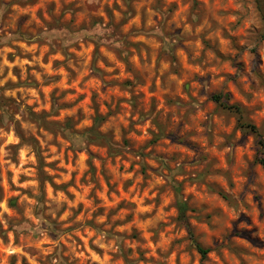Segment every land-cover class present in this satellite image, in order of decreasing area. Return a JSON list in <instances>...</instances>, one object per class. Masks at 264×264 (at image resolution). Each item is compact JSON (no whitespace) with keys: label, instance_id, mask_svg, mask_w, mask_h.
<instances>
[{"label":"rangeland","instance_id":"1","mask_svg":"<svg viewBox=\"0 0 264 264\" xmlns=\"http://www.w3.org/2000/svg\"><path fill=\"white\" fill-rule=\"evenodd\" d=\"M221 93L264 134V0H0V264H264Z\"/></svg>","mask_w":264,"mask_h":264},{"label":"trees","instance_id":"2","mask_svg":"<svg viewBox=\"0 0 264 264\" xmlns=\"http://www.w3.org/2000/svg\"><path fill=\"white\" fill-rule=\"evenodd\" d=\"M229 95L227 94H216L212 97V100L220 107L234 113L238 120L239 128L245 132L254 135L258 139V144L260 146V151L258 153L256 162L262 166L264 169V134L251 122H249L244 114V111L237 105H229ZM187 207L185 204L180 205L181 214L184 217ZM198 252L202 256H206L209 253L208 249L203 248L200 244H196Z\"/></svg>","mask_w":264,"mask_h":264}]
</instances>
